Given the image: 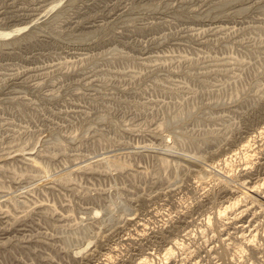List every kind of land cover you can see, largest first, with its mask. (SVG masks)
I'll return each instance as SVG.
<instances>
[{
  "label": "rangeland",
  "instance_id": "obj_1",
  "mask_svg": "<svg viewBox=\"0 0 264 264\" xmlns=\"http://www.w3.org/2000/svg\"><path fill=\"white\" fill-rule=\"evenodd\" d=\"M0 264H264V0H0Z\"/></svg>",
  "mask_w": 264,
  "mask_h": 264
},
{
  "label": "bare ground",
  "instance_id": "obj_2",
  "mask_svg": "<svg viewBox=\"0 0 264 264\" xmlns=\"http://www.w3.org/2000/svg\"><path fill=\"white\" fill-rule=\"evenodd\" d=\"M15 33H16V32H15ZM15 33H14V34H15ZM3 36H4V35H3ZM4 38H5V37H4ZM247 144H248V143H247ZM246 147H248V146H246ZM246 147H245V148H246ZM241 150H242V149H241ZM246 150H247V149H246ZM206 168H207V167H206ZM210 169H211V167H209V170H210ZM205 170H206V169H205ZM219 180H220V178H219ZM242 193L244 194V192H242ZM245 194H246V193H245ZM234 203H235V202H234ZM235 206H236V205H235ZM230 207H231V205H230ZM233 207H234V206H233ZM225 209H226V208H225ZM225 209H224V210H225ZM221 212H222V211H221ZM225 212H226V211H225ZM223 214H224V213H223ZM225 215H226V214H225ZM216 216H217V215H216ZM248 224H249V223H248ZM251 239H252V238H251ZM177 244H178V243H177ZM177 246H178V245H177ZM170 253H171V251L169 250V251H167L166 254L169 255ZM142 261H143V260H142Z\"/></svg>",
  "mask_w": 264,
  "mask_h": 264
}]
</instances>
